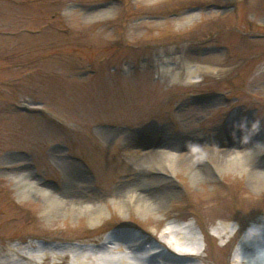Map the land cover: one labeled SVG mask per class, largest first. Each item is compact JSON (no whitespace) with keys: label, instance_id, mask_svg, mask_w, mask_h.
Returning <instances> with one entry per match:
<instances>
[{"label":"rangeland","instance_id":"1","mask_svg":"<svg viewBox=\"0 0 264 264\" xmlns=\"http://www.w3.org/2000/svg\"><path fill=\"white\" fill-rule=\"evenodd\" d=\"M190 70L192 77L174 80ZM155 125L165 136L194 141L188 149L195 154L197 143L223 142L228 134L246 140L242 149L264 142V0H0V264L13 248L34 254L29 246L37 244L52 252L59 243L79 244L71 238H99L108 225L93 228L87 215H50L48 194L25 189L26 175L57 188L64 174L58 157L65 156L99 189L107 163L131 166L115 159L127 141L161 153L150 138ZM259 147L250 150V168L264 164ZM252 181L230 169L193 181L185 163L158 188L178 189L175 203L185 205L181 214L192 211L200 237L198 226L216 212L238 220L243 234L264 221V178ZM223 183L235 190L234 200L202 208L203 200L226 193ZM107 205L111 222L119 213ZM122 216L135 232L152 230L135 211ZM239 237L220 249L223 261Z\"/></svg>","mask_w":264,"mask_h":264},{"label":"bare ground","instance_id":"2","mask_svg":"<svg viewBox=\"0 0 264 264\" xmlns=\"http://www.w3.org/2000/svg\"><path fill=\"white\" fill-rule=\"evenodd\" d=\"M193 75L191 70L182 71L175 74L174 80ZM169 79L165 77V80ZM155 127L150 138L156 140L154 149L161 153L149 155L144 149L134 147L137 142L127 141L119 146L115 159L119 164L125 160L131 166L120 170L107 163L104 177L98 181L99 189L93 185L91 176L80 163L65 156L58 157L64 174L57 188L41 186L27 173L26 168L20 170L23 176L28 174L25 189H37V192L48 194L50 215H87L93 228L108 225L98 232V235L102 234L99 238L90 234L71 238L68 241H78L79 244L59 243L50 249L52 252L37 244L29 246L34 254L13 248V254H8L2 264H264V221L256 220L254 227L240 234L242 226L238 220L223 212H216L198 226L200 237L193 222L189 221L192 211L181 214L179 210L185 205L175 203L178 189L174 186L158 188L162 182H170L185 163L193 181H212L223 169H230L242 174L248 172L252 183H257V180L264 178V164L250 168V150L254 145H259V155H264V142L257 140L252 147L242 149L246 140L245 143L242 140L236 142L238 137L234 140L231 137L234 135L228 134L223 142L197 143L199 152L195 154L188 149L194 141L176 134L165 136L164 126ZM106 135L109 137L110 132ZM217 146H222L223 151H217ZM14 165L12 171L19 168ZM220 188L226 193L203 200L202 208L211 209L224 200H234L235 190L231 189L230 184L223 183ZM108 202L119 214L135 211L145 217L152 230L135 232L127 227L119 214L110 222L105 218L107 214L112 215L107 208ZM58 206L62 207V211H55ZM155 215H158L157 219L153 217ZM195 223H198L196 219ZM232 223L239 227L233 230ZM238 236L234 254L223 261L219 256L220 249ZM54 239L66 241L59 235ZM41 250L44 253L39 261L37 253ZM126 253L132 254L131 258Z\"/></svg>","mask_w":264,"mask_h":264}]
</instances>
